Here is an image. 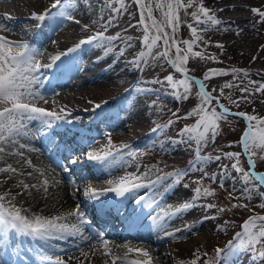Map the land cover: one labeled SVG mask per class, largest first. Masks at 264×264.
<instances>
[{
  "label": "snow or ice",
  "instance_id": "1",
  "mask_svg": "<svg viewBox=\"0 0 264 264\" xmlns=\"http://www.w3.org/2000/svg\"><path fill=\"white\" fill-rule=\"evenodd\" d=\"M132 2L137 6L140 20L137 25H129V27L139 26L143 29L144 34L141 40L142 50L132 60L128 61V63L133 65L134 68L143 70V67L149 64V58H151L153 64L158 60H165L182 78L175 79L172 74H169L163 80L157 79L148 83L159 84L162 87L164 84H167L170 91L164 90V95H171L177 101L181 99L187 100L194 85L198 88L196 95L199 98V103L187 112L186 117H184L196 116L198 119L194 125L185 127L177 134L182 139L171 141L173 145L184 143L189 146L194 141L195 159L190 161L187 168L173 173H162V170L159 168H146L140 174H126L118 180L110 179L108 181L109 187L100 190L87 188L84 193L86 198L97 205L96 211L99 213L103 214L112 208H115L119 212L118 205L132 192H137L143 188L155 192L157 186L164 185L170 179L179 185L183 177L195 171L203 173L202 179L209 178V174L205 171V166L213 159L220 161L223 157L235 161L231 164V171H229L228 165H222L218 173L211 174L210 179L216 182L219 176L221 188L224 187L225 181L230 179L232 181L231 191H241V196L238 197L239 199L251 201L253 194H255L262 201L257 206L264 209V191H260V189L264 188V172H257L255 170L257 161L254 159V157H258L260 160H264V117L250 115L244 112L234 113L233 115L243 118L246 122V127L238 141L242 151L224 152L214 158L201 155V151L207 146L209 139L215 142L219 129L218 122L227 119L226 114L230 112L229 108L220 103V96L224 95L225 89L239 87V85H234L232 82L225 83L219 89L220 96H213L212 92L215 89L209 91L205 81L210 80L214 76L227 75V71L224 69H209L204 73L203 79H200L190 76L186 65L190 56L199 57L202 60L215 59L214 57L206 58L201 52H195L193 49L198 46V42L201 39L198 35V29L199 31H208L220 25L222 22L214 14H210V10L204 7L202 2L196 5L194 0H187L186 3L185 0H154V3L153 0H132ZM99 6L101 8L106 7L112 13L104 24L105 31L113 25L122 11H127L125 0H100ZM76 7L75 0H55L50 9L40 14H32L31 19L41 22L37 25L38 27L43 26L42 22L47 19H52L54 22L60 19H68L74 20L75 23H80L72 15ZM190 8H194V10L189 13L188 9ZM181 10H183L186 17L191 16L192 23H187V27L192 36L191 39L179 40L177 38L178 28L181 23L179 15ZM154 11L160 13L159 19L153 15ZM252 11L260 17V22H264V11L255 8ZM3 19L11 20L12 17L5 15ZM193 24L196 26L194 27ZM59 26V23L55 25V27ZM0 30L8 31L4 23H0ZM85 30H87V26H85ZM228 30L230 29L225 28V31ZM117 39L124 41L127 48L132 47L131 41L133 37L131 36L124 38L120 33H117L116 36L106 37L101 32L80 41L78 45L66 49L59 55L52 56L50 63L41 64L37 59V56L41 54L40 49L34 48L26 42L12 41L7 37L0 36V162H6L10 156L19 157L15 162L19 167L14 166L12 163H5V166H0V174H7L8 179H11L19 173L20 175L37 181L35 183H27L22 179L18 184L13 185V187L20 188L22 191L17 192L15 195L10 194L8 191L0 194V264H15L13 256L16 253L8 252V249L11 247L8 241L13 233L17 237H25L34 243H38L42 248L52 240H67L77 236L84 240L91 239L84 235V226L89 224L90 221L86 218L79 206L69 212L50 217L37 213L29 215V209L17 206V197L22 196L24 191L29 189L39 191L43 188L46 194L50 185L49 179H41L39 176H33V172L23 171L25 165H31V160L25 157L23 150L36 151V149L29 147L27 143L21 141L31 140L29 129L33 122H39L41 125L39 131H43L47 135L48 132L46 130L54 129L62 123L74 124L79 119L78 117H73L71 120H68L64 109H60L57 112L35 106L37 101L44 99L42 91L44 84L43 78L47 75V72L64 64L65 58L71 56L84 45L103 44L105 41L111 43ZM161 44L162 51L153 54V50L159 48ZM181 45L186 46V48H182ZM217 46L222 47V45ZM127 48H122L118 55L122 56ZM73 70V64L69 62L64 64L61 73H70ZM239 71L242 70L233 69L232 73L235 76ZM243 75L247 78L250 74L245 71ZM249 85L258 86L255 87L254 91L247 86L240 88L242 94L248 93L251 96L264 93V80H249ZM133 90L142 91L145 94L151 93L156 95L158 99L162 98L160 89L154 91L145 88L130 89L129 91ZM246 99L247 97L241 95L234 103L238 104L241 100ZM213 102H215V106H213ZM152 106H155V102L150 105V107ZM101 107L100 104H96L94 110ZM217 108L220 110L218 111ZM173 116H176L177 120L180 119L177 113H173ZM175 122L169 120L167 126H171ZM153 131H160V129L158 127L153 129ZM129 148L130 146L127 144H122L117 148L112 145L111 139H109L107 150H102V154L94 151H84L83 149L81 152L83 153L84 160L90 163H96L102 170H106L116 164L118 158L122 159V154ZM136 152L137 150L133 149L128 152V155L135 156ZM242 154H246L248 170H245L241 166L240 157ZM68 161L74 165L78 162V158L71 157L68 158ZM64 171L71 172V169L65 168ZM232 172H235L237 175H233ZM154 174L155 179H149ZM237 181L240 183V189L236 188ZM52 183H59V181H52ZM184 186L188 187L187 185ZM167 187H171V184H168ZM110 194L111 199L108 198ZM229 194L231 196V192ZM29 195H31L30 192ZM210 195H213V192L208 189L202 191L200 187H197L189 202H183L179 207H170L165 212V217L177 216L181 212L200 206L196 202L202 196L206 197ZM147 200L148 193H145L137 196L133 202L142 208H150L158 203L153 198L150 203L146 204L145 201ZM202 206L205 208L215 207L213 204ZM239 206L246 207V205H233V207ZM225 210L224 208L219 209L221 212ZM207 218L205 217V219ZM212 218L214 219L215 217ZM188 227V225H185L184 229L188 230ZM242 227L243 233L236 234L237 237L244 236V239L240 240L239 244H234L230 241L224 249L217 248L215 250L216 264H221V261L223 264H230L234 252L240 248L250 250L253 258L256 260L264 259V215L250 216ZM219 230L224 229L220 226ZM180 231L181 229H175L174 232L165 231V235L172 236L175 232ZM98 239L104 245V255L110 257L111 264H153V258L145 249L128 248L127 253H134L140 256L139 259H130L127 253L123 257L113 253L108 248V242L106 239H103L102 235ZM257 245H260V248H257ZM193 255L195 259L188 261V264H197V261L201 259L198 252H195ZM82 256L87 258L88 253L84 252ZM71 259L73 257H69V260ZM40 260L42 262L47 261L48 264H68V261L61 259L59 256L53 259L50 255L41 254ZM80 264H83V261ZM105 264H108V262L105 261ZM205 264H209V262L205 260Z\"/></svg>",
  "mask_w": 264,
  "mask_h": 264
},
{
  "label": "bare ground",
  "instance_id": "2",
  "mask_svg": "<svg viewBox=\"0 0 264 264\" xmlns=\"http://www.w3.org/2000/svg\"><path fill=\"white\" fill-rule=\"evenodd\" d=\"M54 2L55 0H0V23H4L8 29V31L0 30V36L7 37L12 41L26 42L34 48L40 49L41 54L37 56V59L41 64L50 63L52 56L59 55L70 47H75L80 41L96 33L103 32L106 37L116 36L117 33H120L124 38L130 36L122 35L121 24L117 18L113 25L105 31L104 24L110 16L103 17L104 8L99 6L98 0H75L77 7L72 15L80 23L68 19H60L55 22L52 19H47L42 22L43 26L38 27L37 25L41 22L31 19L32 14L43 13L50 9ZM194 2L196 5L202 2L203 6L210 10V14H214L222 23L208 31H199L198 29V35L201 39L193 51L201 52L204 56L210 55V52L219 53L221 58L218 56L214 57V60H208L214 64L220 63L225 66L241 68L242 71L235 75L237 76L236 79H240L238 81L242 83L243 87L247 86L254 91L258 85H249V80H264V22H260V17L253 13L252 9L264 11V0H194ZM193 10L194 8H190L188 12ZM5 15L11 16L12 19H3ZM57 23H59V27H55ZM187 23H192L190 15L184 17L183 25L189 35L185 39H191L192 36ZM85 26H87V30H85ZM193 26L196 25L193 24ZM225 28L230 30L225 31ZM131 44L132 47L127 48L124 41L117 39L111 43L105 41L103 44H88L79 48L71 56L64 59V64L69 62L73 64V71L61 73L64 66L61 64L58 68L47 72L43 78L44 99L37 101L35 106L57 112L64 109L68 120L73 117L80 119L82 115L88 113L94 114L86 125L87 130H96L92 134H100L104 131L106 136L109 137L110 135L119 143L143 142L153 134V129L156 128L150 124L158 118V112L162 106L160 102L165 97L161 90L162 98L160 99L151 93L129 91L130 89L145 88L157 90L148 85L144 68L140 70L128 63L137 56L133 43L131 42ZM217 45H222V47ZM183 47L186 48V46ZM122 48H127V50L121 56L118 53ZM222 56H230L231 58L223 60ZM245 71L250 74L247 78L243 75ZM241 95L247 97L246 101L251 105L256 106L257 102L261 101L258 94L250 96L248 93L242 94L238 91V98ZM218 96L220 95L218 94ZM153 102H155V106L150 107ZM96 104H100L102 107L94 110ZM242 110L247 112V109ZM98 121L103 122L98 124ZM158 127L161 128V126ZM40 128L39 122L32 123L29 129L32 136L31 140L21 141L36 149V151L23 150L25 157L31 160V165H25L23 171L33 172V176H39L41 179H49L48 192L45 194L43 188L39 191L29 189L24 191L22 196L17 197L16 204L18 202L27 204L25 209H29V215L37 213L50 217L70 211L74 206L72 195L76 191L61 178L59 172L44 158V153L40 150L39 144L45 143L40 139L45 134L43 131H39ZM66 129L69 128L65 123H62L60 126L46 131L51 134L55 130L66 131ZM37 139H40L38 145L32 143ZM17 159L19 157L10 156L6 162H0V166H5V163H12L19 167L15 163ZM154 176L155 174L149 179ZM22 179L27 183L37 182L19 173L11 179H8L7 174H0V194L8 191L15 195L22 191L20 188L13 187ZM52 181H59V183H52ZM83 181L82 184L88 187H107V183L101 184L97 179L86 178ZM137 193L139 195L148 193L146 204L150 203L153 198L158 201L156 205L150 208L143 207L145 212L152 213V215L160 214L159 221L152 230L157 231L158 229L161 232L159 234H164L165 231L174 232V227L167 230L162 227L169 217H165L167 210L158 198V194L147 188L140 189ZM134 206L137 205L134 203ZM162 217L163 219H161ZM69 219L71 220V218ZM200 235L205 234L201 232L188 240L180 239L184 236H179L178 232L170 236L172 239L175 238V241H171L169 244L171 261L181 259L190 252L196 240L202 237ZM150 241L155 243L163 240L159 235H156ZM107 242L108 248L121 257L126 254L128 248H139L147 250L150 256L158 261L157 255L163 251L161 244L149 245L147 243L142 245L137 242L120 244L112 240ZM83 249L80 253L72 256L73 259L70 260V264H80L81 261L83 264H105V261L111 264L110 257L104 255L103 244L89 245ZM84 252L88 253L87 258L82 256ZM128 257L130 259L140 258L133 253H129Z\"/></svg>",
  "mask_w": 264,
  "mask_h": 264
},
{
  "label": "rangeland",
  "instance_id": "3",
  "mask_svg": "<svg viewBox=\"0 0 264 264\" xmlns=\"http://www.w3.org/2000/svg\"><path fill=\"white\" fill-rule=\"evenodd\" d=\"M98 1L100 2V0ZM186 2L187 0H185V3ZM125 4L127 5V11H122L117 17V20L121 24L122 35H130L133 37L131 42L133 43L135 54L138 55L142 50L141 40L144 34L143 29L139 26L129 27V25H137L138 21L140 20V14L137 10L136 4L133 3L132 0H125ZM102 15L103 17L106 15L111 16V10L105 7ZM153 15L156 16L157 19L160 18V13L158 11H154ZM179 15L181 23L178 28L177 38L182 40L188 38L189 35L185 31L183 25V19L185 17L183 10L180 11ZM125 29H127V31H125ZM181 47L184 48L183 45H181ZM158 51H162V44L159 48L153 50V54ZM218 56L221 58L217 52H210V55H205L206 58ZM222 58L223 60H229L231 57L222 56ZM211 62L212 61H209L208 59L202 60L199 57L190 56L186 65L189 70L188 74L190 76L203 79L204 73L209 69L226 70L228 73L227 75L214 76L210 80L205 81L209 91L215 89V91L212 92L213 96H218V94L220 95L219 89L225 83L232 82L234 85H239V87L225 89L224 95L220 96V103L229 108L230 112L226 114L227 119L218 122L219 129L215 138V142H212L211 139H209L207 146L201 151L202 156H211L214 158L215 156L224 152L242 151L238 141L240 140L241 135L246 127V122L243 118L237 117L233 114L236 112H244L250 115L264 117V93L258 94V96L261 97V101L257 102L256 106L251 105L246 100H241L238 104L234 103V101H237L238 98L237 92L240 91V88L243 86L242 83L238 81L240 79H236L237 76L233 75L232 70H241V68L236 66H225L220 63L214 64ZM143 68L144 74H146L145 79L147 80V83L157 79L163 80L164 77L169 74H172L175 79L182 78L180 77L181 75L176 73L174 69H172L171 66L168 65L163 59L158 60L153 64L151 58H149V64ZM148 85L154 89H160L163 93L164 90L170 91L167 84H164L163 87L159 84L152 83H148ZM197 91L198 88L193 86L189 98L187 100L181 99L179 101L173 99L171 95H164L165 99L160 102L162 103V106L161 110L158 112V118L152 124H150L156 127V125L158 126L160 123H162L164 124V127L160 129V131L153 132L152 135L145 139L147 142H149V145H141V152L138 154L137 158L130 159L129 157L127 158L124 154H122L123 158L117 161L116 169L106 176L107 178L105 182L107 184L110 179L118 180L121 176L126 174H139L146 168H159L162 170V173H167L168 171L173 173L181 166L183 168H187L189 166L190 161L187 160L191 159L192 155V160L195 159V142L193 141L191 146H189L188 144L184 143L173 145L171 141L182 139L177 134L180 133L185 127H191L194 125L198 119L196 116L184 118L186 117L187 112H189L199 103V98L196 95ZM213 106H215V102H213ZM242 109H247V112ZM217 110L219 111L220 109L217 108ZM173 113H177L180 119L177 120V117L173 116ZM169 120L176 122L171 126H167ZM110 139L111 142L115 141L112 138ZM147 147H149L148 151L142 152ZM92 151L96 152V150ZM254 159L257 161L255 170L258 172H264V160H260L258 157H254ZM240 160L241 166L244 167L245 170H248L246 155L242 154ZM234 162V160H228L223 157L220 161H215L213 159L205 166V171L210 174H212V172L214 173V171L215 173H218L222 165H228V169L231 171V164ZM232 174L237 175L235 172H232ZM100 177L104 178L103 176ZM202 177L203 173L200 171L191 172L187 176L183 177L180 184L173 188V193H171L170 196H166L164 198V200L168 201L166 210L168 211L170 207H179L183 202H189L193 196L194 190L197 187H200L202 191L204 189H208L209 191L213 192V195L206 197L202 196L200 200L196 202L200 206L181 212L177 216H172L171 218L169 217L165 221V224L168 226V228L174 227L175 229H181V231L178 233L179 236H184L180 238L182 240H188L201 232H204L205 235H200L202 237L196 240V243L192 247L191 251L186 253L184 257L172 261L169 255V244L171 241H175V238H165V240L161 242L148 243L149 245L161 244L163 247V251L157 255L158 261L153 259V264H188V261L195 259L193 255L195 252H198L201 257V259L197 261V264H205V260H207L209 264H216L215 250L217 248L222 249L224 244L227 245L230 241L239 244L240 240L244 239V236L241 235L239 237H235V233H237L240 228H243L242 226L245 221L252 215H264V209L257 206L262 202L259 196L253 194V199L251 201L239 199L238 197L241 196V191H231L232 181L230 179L226 180L224 187L221 188L218 180L213 182L209 178L202 179ZM98 181L101 183L104 182L101 180ZM184 185H187L188 187H185ZM165 186L166 184L164 187ZM240 187V183L237 181L236 188L240 189ZM260 191H264V188L260 189ZM230 192L231 196L229 194ZM207 204H213L215 207L205 208L202 206ZM234 204L246 205V207H233ZM17 206H22L25 208L27 204L18 202ZM220 208H224L226 210L221 212L219 211ZM205 217L208 218L205 219ZM212 217L215 218L213 219ZM185 225L189 226L188 230L184 229ZM220 226H222L224 230H219ZM257 248H260V245H257ZM128 254L129 253H127V255ZM161 258H163V260H161ZM236 263L264 264V259L256 260L253 258L250 250L240 248L237 252V255L230 261V264Z\"/></svg>",
  "mask_w": 264,
  "mask_h": 264
}]
</instances>
